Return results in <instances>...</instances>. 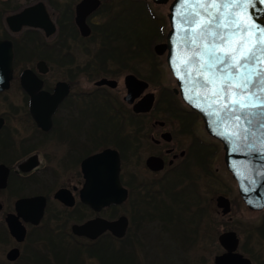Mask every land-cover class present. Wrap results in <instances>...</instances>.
Instances as JSON below:
<instances>
[{
  "label": "flooded vegetation",
  "instance_id": "flooded-vegetation-1",
  "mask_svg": "<svg viewBox=\"0 0 264 264\" xmlns=\"http://www.w3.org/2000/svg\"><path fill=\"white\" fill-rule=\"evenodd\" d=\"M148 1L154 4L150 0ZM172 1L170 0L166 5H155L167 6V9H169ZM136 3L137 0H0V40L9 41L12 44L14 53L12 82L15 79L14 62L17 59L19 66L17 68L18 89L22 96L19 107H11V110L16 108L20 112L16 111L14 114L12 112L0 113V120H2V126L0 127V157L7 158V156L15 154L20 156V160L16 159L14 161L15 159L11 158L6 162L0 161V165L5 166L8 170L6 187L0 189V191L8 192L14 198L12 209L9 211L4 209V203L0 200V215H3L5 224L7 215H17L15 204L18 200L42 198L45 202L43 215L36 224L26 221V214L20 208V228L24 230L22 240L17 241L13 238L5 224L8 235L5 236L11 244L5 252L7 264H14L22 258L23 252H25L23 245L29 239V232H32L30 237H36L31 244L33 247L41 241L51 244L56 241V237L61 239L60 236L89 241L85 237L75 236L72 233V227L81 226L96 218L115 221L122 216L127 218V229L123 237L117 238L106 232L90 242L97 243L102 238H111L118 245L116 255L118 260H121V264H140V257L137 255L139 251L136 249V235L132 239L130 237L133 229H136V232L141 231V226L144 223L137 225L135 216L138 217L143 208L146 210L144 218L147 217L149 229L157 231L158 235L164 236L171 228H173L174 234L178 233L180 235V231L183 229L180 211H176L179 207H185L183 185L172 183V186L165 187V184L158 183V181L140 180L138 174L134 173L140 167L139 165L135 166L136 171L131 173L128 182L122 179L121 168L120 182L128 192L124 203L111 205L96 212L81 200V191L86 183L82 167L83 162L88 157L101 153L106 149L116 151L119 154L122 166L123 153L121 145L124 149L131 150L133 148V152L141 150L142 144L151 146L150 152L149 149L145 151L147 154L144 157L143 164V168L151 175H161L169 172V175H171L180 163H183L186 158L194 157V153L197 152H199L198 157L202 156L205 162L210 161L212 153L210 145L213 144L210 139L217 144L219 143L206 133L204 127V135L209 139L208 142L197 132L196 127L198 123L203 124L202 120L182 102L175 89H165V91L166 95H173V101L168 104L179 112V116L171 118L174 123L169 122L167 124V121L149 117L158 102L155 92H146L149 84L148 88L132 104H128L124 100L127 95L124 78L129 74L123 78L124 94L122 96L114 94L119 89L116 80H114L116 81L114 87L93 85L90 90L87 86L74 84L75 80L73 79L53 83L45 80L50 71L49 61L53 62L54 60L58 65L70 63L72 66L74 64L76 55L74 48L87 56L90 45L97 42L103 43L110 40L109 44H113L118 41H126L129 43L130 48L133 45L136 46L135 33L133 32L136 22ZM148 13L153 15L150 8ZM14 15L17 16L16 31L11 30L6 23V18ZM167 15L168 13L165 22L162 19L163 25H160L154 38L148 39L150 45L147 49L148 51L152 50L154 58L162 56L155 54L154 47L165 42L169 30ZM159 19L161 20V18ZM163 56L166 64V53ZM72 67L75 68V71L69 70V75L72 78L80 77L84 73L82 67L78 65ZM26 70L31 71L42 82L41 90L49 94L55 92L57 83L64 82L68 84L67 94L58 104L50 120L48 118L42 119V122L50 121L47 128L40 126L30 114V96L20 85V76ZM134 76L138 77L137 75ZM138 78L147 82L140 77ZM4 92H0V94ZM150 93L154 94V104L150 112L135 113L133 111L134 105ZM175 99H178L179 102ZM162 102L164 103L165 100L162 99ZM99 103H103L105 107L110 109V112H105L106 118L101 119L104 122L99 118ZM91 105H95V108H90ZM90 111L99 120V123L96 120H91L93 123H90L91 121L88 118ZM84 115L87 116L83 117ZM10 120H15L17 125L11 124ZM146 130H148V134H145ZM151 130H153V133ZM150 131L151 133H149ZM165 133L170 135V141L162 138ZM138 134L141 136L138 137ZM181 136H188L189 140H182ZM182 141H187V143L185 142L184 145ZM150 157L162 160L163 169L161 171H152L147 167L146 161ZM208 172H211L210 168ZM164 181L166 182L167 179ZM31 184H37L45 191L30 188L29 185ZM154 186L159 189L154 191ZM139 189H142V191H137ZM152 192L163 195L165 193L170 205L166 203L164 197L160 198L159 201L153 198L154 193ZM236 192L242 202L237 184ZM18 193H20V196ZM198 193H194L195 197L196 195L198 197L188 204L190 206L189 210L194 211L190 223L194 236L199 235L202 228H205L203 231L207 233L206 230H209L213 224L212 219L206 218V213H211L213 210L208 204V198L204 199ZM218 196L227 198L230 207L228 214H222V209L217 207L216 199ZM218 196L214 199V206L217 209L214 210L215 216H228L232 210V202L225 194ZM128 204L129 208L135 213L134 215L127 216L125 212H121ZM51 205L56 207V211H60L55 215L59 219L51 220L60 222L61 228L58 233L37 230L45 220L47 213L49 214L50 210H47L49 207L51 208ZM244 206L249 210L246 205ZM111 210L112 215L110 217L105 216L106 212ZM261 211L256 212L261 213ZM58 215L67 217L63 218ZM228 220H231V217ZM68 226L69 230L67 231ZM258 226H261V223ZM246 232L249 233L250 238H256L260 242H264V229H251L246 230ZM223 233L235 234L237 246L233 253L241 255L242 258L249 260L251 264H259V259L253 255L251 256L249 252L244 250L245 253L241 250L243 249V239L237 231L229 230L220 234ZM44 242L43 244L47 245ZM169 242V249L178 248L174 241L170 240ZM184 246L183 239L182 247ZM219 246L223 251L220 254L213 255L212 264H215L217 257L226 254V250L220 244ZM35 249L31 251L33 256L37 258ZM13 250L17 251L16 259L9 260L8 254ZM257 256L260 257L259 254ZM42 262L48 263L44 256Z\"/></svg>",
  "mask_w": 264,
  "mask_h": 264
},
{
  "label": "rangeland",
  "instance_id": "rangeland-1",
  "mask_svg": "<svg viewBox=\"0 0 264 264\" xmlns=\"http://www.w3.org/2000/svg\"><path fill=\"white\" fill-rule=\"evenodd\" d=\"M156 5L150 3L148 0H137L135 7V30H133L136 38V46L133 45L130 48L129 43L126 41H118L113 44H109L110 40L103 43L97 42L90 45L87 56L81 54L79 50L74 48V53L76 55L72 66L78 65L79 67H82L84 73L80 77L72 78V76L69 75V70L75 71V68L72 67L70 63L58 65L53 60V62H48L50 64V71L45 77V80L53 83L55 81H68L73 79L75 80L74 84L87 86L90 90V87L94 85V82L101 78L113 79L118 82L119 87L114 94L122 96L124 94V76L127 74H134L147 81L149 88L146 92H155L157 96V105L149 117L167 121V124H169V122L174 123V121H171V118L179 116V112L174 110V107L168 104L173 101V95H166L165 89L176 90L177 85L175 79L172 77L165 64V57L162 55L161 57L156 56V58H154L152 50L148 51L147 49L148 45H150L148 39L154 38V35L158 31L160 25H163L162 19L165 22L166 14L168 13L167 6ZM149 8L151 9L153 15H150L147 12V9ZM159 18H161V20ZM14 63L15 79L12 82L11 87L8 90H5L4 93L0 94V113L12 112L14 114L16 111L20 112V110H16L22 100L20 90L18 89L17 68L19 66L17 64V59H15ZM159 98L161 99L160 101ZM162 99L165 100L164 103L162 102ZM175 100L179 102L178 99ZM11 107L16 108L11 110ZM98 107L100 120L105 119V112H110V109L105 107L103 103H99ZM90 108H95V105H91ZM12 116L17 117L16 115ZM86 116L87 115H84L83 117ZM88 118L90 121L96 120V122L99 123V120L91 113V111L88 113ZM101 121L104 122L103 120ZM10 122L11 124L17 125L15 120H10ZM90 123H93V121ZM196 129L197 132L208 142L209 139L204 135L205 132L203 131V124L201 125V123H198ZM151 131L153 133V130ZM151 131L149 133H151ZM145 134H148V130L145 131ZM140 136L141 135L138 134V137ZM180 138H182V140H189L188 136H181ZM210 141L213 144L210 145L212 153L210 161L208 160L209 162H205L202 156L198 157L199 152L194 153V157H189L188 159L186 158L183 163H180L179 166H177L178 168L171 175H169L170 172L162 173L161 175H151L143 168L144 157L147 154L145 151L149 149L150 152L151 146L142 144L141 150L133 152V148H131V150L124 149L123 145H121L123 153L121 175L124 181L128 182V178L131 173L136 171L135 166L139 165L140 167L134 173L138 174L140 180L158 181V183L165 184V187L172 186V183L182 184L184 187L183 200L185 207H179V209L176 210L177 212L180 211V217L183 224V229L180 231V235L178 233L174 234L172 230L173 228H171L169 232L165 233L164 236L160 234L158 235L157 231H151V229H149V225H147V217L144 218V213L146 214V210L144 208L138 217L135 216V223L137 225L144 223L141 226V231L136 232V229H133V233L130 237L132 239L136 235V249L139 251L137 252V255L140 257V264H212L213 255L220 254L223 251L219 246L217 238L221 235L220 233L229 230L237 231L243 239L242 251L245 250L246 252H249L251 256L253 255L259 259V264H264V242H260L256 238H250L249 233L246 232V230L251 229H264V211H261V213L256 211L252 212L245 208V204L242 203L243 201L241 202L237 195L235 181L225 168L222 147L213 142V140L210 139ZM182 142L183 144L185 142L187 143V141ZM16 155L17 154L7 156V158L0 157V161L6 162L11 158L15 159L14 161H16V159L20 160V156ZM209 168L211 171L210 173L208 172ZM167 175L169 176L167 177ZM165 179H167L166 182L164 181ZM29 186L30 188L35 190L37 189L38 191L42 190V187L37 184H31ZM156 186L159 187L157 184ZM156 186L153 188L154 191L159 189L156 188ZM42 191L44 192L45 190ZM137 191H142V189ZM194 193H198L200 197H204V199L208 198V204L210 205L211 210L213 209L211 213H206V218L213 220L212 226L209 230H206L208 231L207 233H204L203 230L205 228L201 227L202 230H200L199 235L196 236H194L192 225L190 224L194 211L189 210L190 206H188L189 203L193 202V200L198 197V195L195 197ZM222 194H225L232 202V210L230 214L224 217L221 215L215 216L216 213L214 212L216 209L214 206V199L216 196ZM18 195L20 196V193H18ZM164 195L154 193V197L152 195L151 197L156 198L158 201L160 198L162 199L164 197V199L166 198V203L170 205L167 201V195H165L166 197ZM0 200L4 203L5 210L9 211L12 209L14 198L10 196V193L0 191ZM124 208L125 209H122L121 212H125L127 216L135 214L133 210L129 208V204ZM49 210V214L47 213L45 220L37 230L41 229L43 231L58 233L61 228L60 222L51 220H58L59 218L55 215L60 213V211H56L57 209L54 205H51V208L49 207L47 211ZM110 215H112V210L106 212L105 214V216L108 217H110ZM58 216L63 218L67 217L65 215ZM229 217H231V220H228ZM257 223H261V226H258L259 224ZM68 230L69 226L67 231ZM31 233L29 232L28 235L31 236ZM5 235H7L6 227L3 221V215H0V264H7L5 252L11 246ZM30 236L28 241L23 245L25 252H23L22 258L14 264H104V261L102 262L104 257L101 253L104 252L105 248L110 247V250L115 253V255L117 254L116 249H118V245L108 237L102 238L99 242L94 243L90 242V240H76L60 236L61 239H57L58 237H56V241L51 244L41 241L37 246L34 245L33 247L31 244L36 237ZM182 237L185 242V248L182 247ZM170 240L174 241V243L178 245V248L173 250L169 249ZM43 242L47 243V245H44ZM32 249L36 250L37 258L33 256V252L31 251ZM258 254L260 257L257 256ZM43 256L48 263L42 262ZM115 261L117 264H121V260H118V258L115 259Z\"/></svg>",
  "mask_w": 264,
  "mask_h": 264
},
{
  "label": "water",
  "instance_id": "water-1",
  "mask_svg": "<svg viewBox=\"0 0 264 264\" xmlns=\"http://www.w3.org/2000/svg\"><path fill=\"white\" fill-rule=\"evenodd\" d=\"M155 4H166L169 0H151ZM191 2V0H190ZM203 2V0H201ZM186 10L183 6L173 0L169 7L168 21L170 25L165 43L154 47L157 55L166 54L167 66L176 79L177 89L175 92L180 95L182 101L195 113H197L204 123L206 132L217 139L224 150V163L227 170L237 183L238 192L244 204L253 211L264 209V150L260 148V141H254L255 148L249 149L245 146L246 141L242 138L236 141H230L222 133L225 128L220 119L212 115L215 105L209 106L204 100L207 95L202 90L193 89L189 92L186 80L185 61L187 60L186 48L179 36L183 35L181 29L177 28L178 11L183 13ZM252 15L264 25V0H260L256 9H249ZM242 23H248V14L241 13ZM8 27L17 30V16L6 18ZM13 51L12 44L9 41L0 40V92L8 90L12 80L13 73ZM43 64V63H40ZM39 64V65H40ZM180 72V76L177 72ZM184 77V78H181ZM124 84L127 88V95L124 100L132 104L135 99L148 88V84L137 79L133 75H127L124 78ZM20 85L30 96V114L44 128L50 125V121L42 122L43 118L50 120L53 112L57 108L62 98L67 94L68 84L59 82L55 86V92L49 94L41 91L42 82L36 78L31 71H24L20 76ZM95 86H116V81L102 78L94 83ZM191 95L192 99H189ZM197 100L200 101L198 106ZM154 95L152 93L145 95L138 101L133 111L135 113H148L152 109ZM202 108L204 110H202ZM2 120H0V127ZM229 133L235 131V126L227 129ZM162 138L170 141V135L165 133ZM251 142V141H249ZM234 143L236 147H234ZM146 165L152 171H161L163 162L160 158L150 157ZM83 173L86 183L81 191V200L92 210L98 212L102 208L111 205H120L127 199V190L123 188L120 182V157L116 151L106 149L101 153L92 155L83 162ZM8 170L0 165V189L6 187V177ZM217 207L222 209V214H228L230 211L228 200L219 196L216 199ZM45 202L42 198L27 200H18L15 204L17 215H7L5 223L10 235L17 241L24 237V230L20 228V208L26 214L25 220L36 224L43 215ZM1 210V205H0ZM127 229V218L122 216L115 221H107L102 218H96L88 221L81 226H73L72 233L78 237H85L88 240H96L102 234L109 232L112 236L121 238L125 235ZM219 244L226 250V254L217 257L215 264H251L249 260L242 258L241 255L233 253L237 246V239L234 233H223L218 237ZM16 250L9 252V260L16 259Z\"/></svg>",
  "mask_w": 264,
  "mask_h": 264
},
{
  "label": "snow or ice",
  "instance_id": "snow-or-ice-1",
  "mask_svg": "<svg viewBox=\"0 0 264 264\" xmlns=\"http://www.w3.org/2000/svg\"><path fill=\"white\" fill-rule=\"evenodd\" d=\"M177 3L190 9L178 11L176 25L187 50L189 92L195 89L207 94L204 100L210 107L215 105L211 114L220 119L225 138H242L249 149L255 148L258 139L264 150V25L249 11L256 9L260 0ZM242 12L248 14L247 24L242 23ZM177 75H181L179 71ZM233 125L235 131L229 133L227 129Z\"/></svg>",
  "mask_w": 264,
  "mask_h": 264
},
{
  "label": "trees",
  "instance_id": "trees-1",
  "mask_svg": "<svg viewBox=\"0 0 264 264\" xmlns=\"http://www.w3.org/2000/svg\"><path fill=\"white\" fill-rule=\"evenodd\" d=\"M99 254V253H98ZM102 254V256L104 257L103 259H102V262L104 263V264H117V262L115 261V259H117V257H116V255H115V253H113L111 250H110V247H107V248H105V250H104V252L103 253H101ZM114 262H116V263H114Z\"/></svg>",
  "mask_w": 264,
  "mask_h": 264
}]
</instances>
